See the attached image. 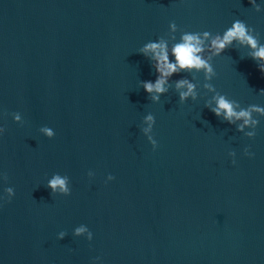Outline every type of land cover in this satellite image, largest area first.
I'll list each match as a JSON object with an SVG mask.
<instances>
[{"label":"water","instance_id":"obj_1","mask_svg":"<svg viewBox=\"0 0 264 264\" xmlns=\"http://www.w3.org/2000/svg\"><path fill=\"white\" fill-rule=\"evenodd\" d=\"M256 3L0 0V196L14 190L0 200V264H264V117L254 138L216 117L202 73L196 101L169 88L153 103L141 82L156 73L138 51L160 36L171 47L181 31L222 34L237 19L264 43ZM248 51L234 43L214 57L210 83L264 107ZM149 113L155 150L142 132ZM54 174L68 176L69 195L51 194Z\"/></svg>","mask_w":264,"mask_h":264},{"label":"clouds","instance_id":"obj_2","mask_svg":"<svg viewBox=\"0 0 264 264\" xmlns=\"http://www.w3.org/2000/svg\"><path fill=\"white\" fill-rule=\"evenodd\" d=\"M254 11H261V5L256 3V0H249ZM168 30L171 33H177L178 28L175 22H170ZM172 40L176 41L169 47L168 40L163 36L158 37L156 41H149L145 43L138 51L147 57L151 66L156 73L155 81H142L141 86L148 94L149 99L156 103L160 97L167 93L169 88H174L176 91L179 103L183 104L189 100L196 101L198 98V73L203 74V83L199 85L202 89L212 93L211 103L205 101L204 107L208 108L216 117L221 118L222 121L230 125H236L237 131H243L244 128L250 127L252 131L246 132L245 136L254 138L256 135V128L259 124L257 117H264V107L252 104L247 107H242L236 100L229 99L226 95L218 92L210 81L217 75L212 61L214 57L222 55V53L233 46L234 43L241 47L249 49L247 56L257 63L259 71L264 74V43L260 42V34L252 27L246 25L245 22L237 19L234 20L230 27H227L223 33H211L209 31L189 32L181 31L179 39L173 35ZM208 55H205V53ZM171 57V59H170ZM186 72L191 74V79L184 77L170 83V78L174 74ZM197 81V82H193ZM264 94V89L259 91ZM257 116L254 117L253 114ZM20 115L14 116L15 120H20ZM144 122L148 125L142 129V132L147 136L148 142L152 145V149L157 147V141L153 138L152 128L155 123L154 116L149 113L144 117ZM239 122V123H238ZM46 136L53 137L54 131L48 127L41 129ZM0 131H3L0 128ZM229 155L234 157L235 152L230 151ZM244 155L251 156L248 148L244 149ZM232 163H235L233 159ZM88 176H92L93 172L89 171ZM0 179L7 182V174H0ZM112 175L107 176V180H112ZM46 187L51 190V194H63L65 196L70 194L69 178L67 175L61 176L54 174L51 179L47 181ZM14 190L12 187L4 189V195L0 196V200L10 202ZM85 227L81 226L75 229L74 235L79 236L85 232ZM65 232L61 231L57 239H63ZM88 241L92 240V233L89 232ZM96 259H99L97 257Z\"/></svg>","mask_w":264,"mask_h":264}]
</instances>
